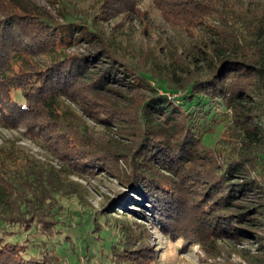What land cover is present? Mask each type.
I'll use <instances>...</instances> for the list:
<instances>
[{
	"label": "rangeland",
	"instance_id": "1",
	"mask_svg": "<svg viewBox=\"0 0 264 264\" xmlns=\"http://www.w3.org/2000/svg\"><path fill=\"white\" fill-rule=\"evenodd\" d=\"M202 3L203 6L198 4L196 8L186 0H134L127 8L125 0H0V22L18 18L42 27L48 23L61 26L72 22L70 28L75 26L81 31L74 30L68 44H42L34 58H29L30 66L39 70L37 76L55 66L58 56L68 60L84 56L91 59L97 55L99 61L90 70L95 73L98 67L107 66V59L97 51L108 44L123 64L138 66L156 78L147 81L132 69L126 76L120 72L119 78L108 79L94 92H91L93 77L89 83L86 81L88 89L83 86L77 91L76 84V91L69 99L59 98L56 105L68 123L52 126L50 135L48 131L44 136L40 133L46 121L42 110H36L32 119L19 124H13L9 118L8 123L3 122L0 111V170L14 179L21 167L41 174L46 184L53 183L57 191L54 201L39 213L33 212L30 219L33 222L36 217H42L59 232L45 235L36 229L30 233L29 226L26 230L7 224L16 214V207L11 192L2 188L5 185L0 179V234L6 236L2 240L24 244L28 239L32 252L49 243L58 253L53 264H86L79 248L83 238L92 240L95 244L92 251L102 257H110L109 248L114 244L135 247L129 242L138 238L150 252L149 264H264V162L252 151L240 157L245 123H240L231 109L218 105L212 111L201 135L203 147L198 145L191 153L188 175L196 173L202 177L208 168L220 169L240 158L245 161V169L230 177L227 184L233 185L240 205L232 207L234 211L256 209L251 214L257 216V221L251 215L250 226H245L252 233L246 238H253L252 241L229 237L214 244L210 242L206 246L213 248V253L207 254L193 245L194 237L186 234L191 230L187 224L177 233L165 234L147 209L128 201L139 198L121 182L120 169H127L126 165L102 155L121 153L133 144L131 135L139 130L135 125L138 113L144 114L142 105L149 99L156 104L151 116L160 133L170 143L179 140L178 131L170 130L171 121L164 117L167 108L154 99L168 87L166 96L178 105V100L187 95L189 71L206 73L218 60L243 54L247 55V64L264 66V0H202ZM207 10L209 13L204 15ZM61 29L64 32L65 28ZM250 77L253 83L255 77ZM262 92L263 96L256 93L250 102L242 104L245 109L264 116ZM112 117H123L121 124L112 127ZM176 121L182 122L178 117ZM252 143L257 146V152L262 150L261 143ZM97 156L106 159L110 172L104 173V167L94 164ZM85 158L86 161H80ZM165 176L170 181L175 179L170 174ZM195 182L191 179V184L181 189L186 194L183 198L189 200L188 205L191 201L188 186L194 187ZM47 186L43 188L45 194L52 188ZM21 187L25 195L29 194L26 185ZM38 192L35 195L42 197ZM199 207L200 204L194 207L195 218L203 217ZM27 212L23 213L26 217L31 214ZM93 218L104 227L97 239V234L92 232ZM129 255L137 257L131 253L123 256V264H133ZM102 264L109 263L103 260Z\"/></svg>",
	"mask_w": 264,
	"mask_h": 264
},
{
	"label": "trees",
	"instance_id": "2",
	"mask_svg": "<svg viewBox=\"0 0 264 264\" xmlns=\"http://www.w3.org/2000/svg\"><path fill=\"white\" fill-rule=\"evenodd\" d=\"M131 1L134 0H125L127 8L131 7ZM186 1L193 3L192 5L196 8L198 4L203 6L202 0ZM203 13L206 15L209 11ZM204 15L201 16L204 17ZM71 24L73 23L68 22L66 25L55 26L48 23L42 27L18 18H9L7 21L0 22V111L3 122L8 123L9 118L13 120V124H19L32 119L36 110H40V112L42 110L44 113L41 114L42 118L45 117L46 121L45 125L41 126L44 128L40 133L44 136L48 131L47 134L50 135L52 126L60 125L61 127L68 123L62 119V115L57 109L58 99H69L74 91H78L79 87L85 86L88 89L91 77H93L92 86H94L91 92L97 90L96 87L102 86L108 79L119 78L120 72L125 76L128 75L132 69H136L137 75L142 79L150 81V78H154L150 72L147 73L138 66L123 64L115 57L108 44H103L102 50L97 51L107 59V66L102 69L98 67L96 69L98 71L95 73L90 70L95 68L96 61H99L97 55H93L91 59L84 56L68 60L64 56H58L55 66L49 67L50 69L41 76L38 75L41 77L38 78L36 73L39 70H35V66H30L36 55L35 52L42 48V44L70 43L74 30L79 31L75 26L71 29ZM61 28H65L64 32ZM56 31L58 32L56 33ZM101 41L104 42L103 39ZM247 61V55L244 54L229 56L218 60L206 73L189 71L187 74L190 75L187 82V95L178 100V105L170 102L166 96L168 87H164L163 94L157 96L154 101L162 102L164 106L161 107L167 108L164 117L171 121L170 130L178 131L179 140L170 143L160 133L159 127L151 116V109H154L156 104L149 99L142 105L144 114L139 116L138 113V121L135 125L139 127V130L131 135L133 144L125 147L121 153L102 154L126 165L127 169H120L121 182L131 189L133 195L139 198L137 201L129 198V202L133 201L147 209L165 234L177 233L183 225L187 224L191 230H188L186 234H192L194 237L193 245H198L207 254L213 253V248L206 246L210 242L214 244L218 240L229 237L237 240L243 239L244 242L253 240V238H246L252 233L245 226H250L248 223L252 220L249 216L255 215L251 212H256V209L247 207L241 212L234 211L232 207L240 205L234 194L233 185L227 184L230 177L245 169V161L240 158L237 162L227 163L220 169L212 168L213 170H211L208 168L202 177L196 173H194L195 175L190 174L192 176L188 175L191 153L198 148V145L203 147L201 135L205 130L204 125L218 105L231 109L240 119L238 121L245 123L242 130L243 148L240 157H245L244 154H249L252 151L259 160L264 162V116L252 112L249 108L245 109L242 104L250 102L256 93L263 96L264 66L247 64ZM104 62L106 63V61H102V63ZM87 74L88 77H86ZM250 76L255 77L253 83H250ZM76 84L78 85L75 90ZM104 88L109 87L105 86ZM12 91L15 92L14 95L11 93ZM176 117L182 122L177 124ZM122 119L123 117L113 118L112 127L120 125ZM32 127L34 129L36 126ZM64 134L62 133V135ZM252 142L261 143L262 150L257 152V146ZM80 161H86V158L80 159ZM106 163L104 157L97 156V161L94 164L104 167V173H108L111 167ZM0 171V179L5 185L0 187L11 192L16 207L14 211L18 214L10 217L11 223L7 224L26 230L28 229L26 227L29 226L30 233L32 230L38 229L45 235L51 234V232L58 234L55 226L53 230L52 224L49 226L46 224L52 222H47L42 217H36L33 222L30 219L33 212L42 211V208L54 201L57 191H55L53 183L49 181L46 184L41 174L31 172L29 169L24 170L21 167H18V175L14 179H11L5 171ZM165 174L175 177L174 181H170ZM191 179L196 182L193 184L194 187L188 186L189 189L191 188L188 192L190 194L188 197H191L188 205L189 200L183 198L186 194L181 189L182 186L191 184ZM23 185L28 187L29 194L25 195V190L21 187ZM46 185L52 187L48 190L49 194H45L46 190L43 189ZM37 191L42 194L41 199L35 195ZM198 204H200L199 212L200 216H203L202 218L193 217L196 213L194 207H197ZM23 209L24 212L28 211L27 213L31 214L26 217ZM107 217L105 216L106 219ZM256 217V215L253 217L254 221H257ZM91 223L92 232L97 234L95 235V239H97L104 227H101L100 221L95 218ZM130 235L132 239L135 238L133 234ZM3 236L6 239V236ZM3 236L0 234V264H10V260L13 261L12 264H53L57 259V249L49 246V243L48 245L43 244L42 249L37 248L32 252L33 247L32 244L29 246L28 239L23 242L24 244H13L8 239L2 240ZM129 243L135 247L111 245L109 248L110 257L96 255L92 251L95 245L92 240L88 241L83 238V243L79 245V248L82 249L81 253H83L86 264H102L103 260L109 264H123V256L130 253L137 256V260L132 255L128 256L131 263L148 262L149 264L150 252L148 248L141 244L138 238ZM37 251L38 253H36Z\"/></svg>",
	"mask_w": 264,
	"mask_h": 264
}]
</instances>
